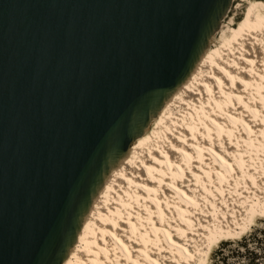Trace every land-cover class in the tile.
I'll use <instances>...</instances> for the list:
<instances>
[{
  "label": "water",
  "instance_id": "1",
  "mask_svg": "<svg viewBox=\"0 0 264 264\" xmlns=\"http://www.w3.org/2000/svg\"><path fill=\"white\" fill-rule=\"evenodd\" d=\"M233 2L0 0V264L65 262Z\"/></svg>",
  "mask_w": 264,
  "mask_h": 264
},
{
  "label": "bare ground",
  "instance_id": "2",
  "mask_svg": "<svg viewBox=\"0 0 264 264\" xmlns=\"http://www.w3.org/2000/svg\"><path fill=\"white\" fill-rule=\"evenodd\" d=\"M263 44L264 4L255 3L110 173L63 264H204L214 244L264 217ZM239 186L256 191L247 207ZM211 194L232 207L209 212Z\"/></svg>",
  "mask_w": 264,
  "mask_h": 264
},
{
  "label": "rangeland",
  "instance_id": "3",
  "mask_svg": "<svg viewBox=\"0 0 264 264\" xmlns=\"http://www.w3.org/2000/svg\"><path fill=\"white\" fill-rule=\"evenodd\" d=\"M255 3L264 4V0H234L232 7L227 17L223 21L219 32L211 42L214 45V50H219L222 47H225L233 42L235 32L244 22L249 7ZM263 50L264 44L262 48H260V54L264 56ZM237 53L239 54L238 51ZM249 161L250 164H252L250 157ZM247 195H250V198L241 201V203L244 202V205L246 207L252 199L254 200L257 198L255 197L256 191L254 189H251V191H246L243 186H239L238 188H236L235 197L239 201L244 197H247ZM202 199V203H204V206L208 207V210L211 213H214L213 210L225 212V210H228L229 207H232V205L228 201H220L216 194H211L208 198L203 197ZM154 211H156L155 208ZM239 242H264V217H257L251 224L248 225V228L244 231L243 234L237 235L234 238L222 240L214 244L210 249V254L208 253L209 255H207V258H205L204 264H246L247 261L243 259V257L239 256L240 254H243L245 252V249L243 247H240ZM141 243L139 246H141ZM249 246H251V243H249ZM172 254L177 255V253L174 251L171 252V255ZM261 263L264 264V261H261Z\"/></svg>",
  "mask_w": 264,
  "mask_h": 264
},
{
  "label": "trees",
  "instance_id": "4",
  "mask_svg": "<svg viewBox=\"0 0 264 264\" xmlns=\"http://www.w3.org/2000/svg\"><path fill=\"white\" fill-rule=\"evenodd\" d=\"M239 245L245 249V252L239 256L247 261L246 264H262L261 261H264V242H239Z\"/></svg>",
  "mask_w": 264,
  "mask_h": 264
}]
</instances>
